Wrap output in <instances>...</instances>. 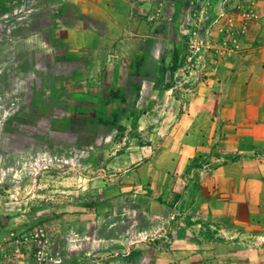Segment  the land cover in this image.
<instances>
[{
	"label": "rangeland",
	"instance_id": "1",
	"mask_svg": "<svg viewBox=\"0 0 264 264\" xmlns=\"http://www.w3.org/2000/svg\"><path fill=\"white\" fill-rule=\"evenodd\" d=\"M187 1L184 9L176 1L159 8L154 18L166 36L164 21L171 22L169 48L155 54L168 65L158 77L165 76L172 95L190 94L219 79L227 62L235 80L264 51V0ZM50 3L28 0L32 13L26 26L0 25V59L13 62L0 78V88L10 94L7 117L0 108V264H221L209 258V250L204 256L190 254L193 259L178 257L200 251L187 243L180 222L192 221L186 207H208L196 194L197 176L215 174L214 156L232 158L236 148L226 149L221 141L207 148L191 163L186 179L174 180L169 191L159 188V178L129 172L134 164L125 162L129 152L118 142L127 138L129 145L133 136L140 145L143 137L115 125L118 114L105 104L91 109L87 99L66 100L63 92L52 99ZM28 51H43L42 59L32 64ZM137 70L132 80L140 84ZM112 99L117 105L122 98L114 94ZM105 124L116 131H104ZM258 187L260 192L257 183L245 196L253 207L263 204ZM207 192L200 194L214 196ZM252 220V233L221 232L224 240L236 243L227 264H242L246 247L255 264L264 251V226L256 228L261 216L255 213Z\"/></svg>",
	"mask_w": 264,
	"mask_h": 264
},
{
	"label": "crops",
	"instance_id": "2",
	"mask_svg": "<svg viewBox=\"0 0 264 264\" xmlns=\"http://www.w3.org/2000/svg\"><path fill=\"white\" fill-rule=\"evenodd\" d=\"M173 1L183 9L190 3L67 0L62 4L59 15L52 13V51H48L52 99L63 92V99H87L91 109L105 104L110 112L115 111V125L123 126L126 134L133 131L143 137L140 145L133 136L129 145L124 142L127 138L118 142L129 152L125 162L134 164L129 172H143L146 180L159 178V188L168 191L174 180L189 175L191 163L207 148L220 141L226 149L235 147L232 158L227 153L214 156L215 174L197 176L196 194L207 201L208 207L203 203L201 207H186L192 221L180 222L187 243L199 246L200 251L180 252L178 257L193 259L190 254L204 256L209 250V258L227 264L234 259L231 249L236 243L224 240L221 232L252 233L249 227L255 213L261 216L256 228L264 226V200L257 207L251 206L249 199L245 201L249 188L257 183L261 184L257 198H264V51H259L257 60L249 59L248 67L243 66L235 80L232 63L227 62L219 79L209 80L208 85L190 94L172 95V88L164 85L165 76L158 77L168 65L157 60L155 54L168 50L171 22L164 21L169 27L166 36L159 29L161 21L154 18L159 8L171 7ZM156 42L162 45L157 48ZM28 52L32 64L42 59L43 51ZM137 69L141 72L140 84L132 80L137 78ZM144 88H148L147 94ZM114 94L122 98L117 105ZM94 122L88 125L95 126ZM115 125L105 124L103 130L116 131ZM204 189L209 191L208 196L214 191V196L204 198L200 194ZM207 229H212L213 235H205ZM246 248L240 261L255 264ZM262 260L261 250L256 264H262Z\"/></svg>",
	"mask_w": 264,
	"mask_h": 264
},
{
	"label": "built area",
	"instance_id": "3",
	"mask_svg": "<svg viewBox=\"0 0 264 264\" xmlns=\"http://www.w3.org/2000/svg\"><path fill=\"white\" fill-rule=\"evenodd\" d=\"M67 0H51L49 4L51 6L52 13L55 15L60 14L61 5L65 4ZM0 10L3 11L0 18V25L10 27L13 30L26 26L29 17L32 13L29 9L28 0H0ZM2 51H0L1 54ZM13 65V62H4L0 59V78L3 77V69L7 66ZM10 94L6 88H0V108L3 109L1 112L7 117L8 112L6 111L9 107L8 100ZM14 100H18L13 96ZM15 103H12L10 107H14Z\"/></svg>",
	"mask_w": 264,
	"mask_h": 264
}]
</instances>
